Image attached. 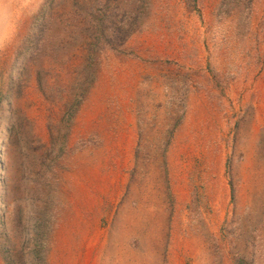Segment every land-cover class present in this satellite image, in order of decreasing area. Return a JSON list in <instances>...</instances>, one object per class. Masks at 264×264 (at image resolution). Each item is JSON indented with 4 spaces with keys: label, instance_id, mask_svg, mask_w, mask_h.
I'll use <instances>...</instances> for the list:
<instances>
[{
    "label": "rangeland",
    "instance_id": "1",
    "mask_svg": "<svg viewBox=\"0 0 264 264\" xmlns=\"http://www.w3.org/2000/svg\"><path fill=\"white\" fill-rule=\"evenodd\" d=\"M14 1L0 264H98L138 190L147 264H264V0Z\"/></svg>",
    "mask_w": 264,
    "mask_h": 264
},
{
    "label": "bare ground",
    "instance_id": "2",
    "mask_svg": "<svg viewBox=\"0 0 264 264\" xmlns=\"http://www.w3.org/2000/svg\"><path fill=\"white\" fill-rule=\"evenodd\" d=\"M10 13L7 15L6 19V25L10 19H14L18 14L17 4L14 0H0V12ZM119 190H121L119 188ZM137 196L140 197V209L138 212H133L132 214L129 213V215H124L122 217H118L117 221L114 225V233H111L110 229H106L101 232V236L99 239V245H98V252H97V262L98 264H136V261H139L141 264H147L149 260V253L142 254L139 253V255L130 252L128 249H124V244L128 243L130 241L131 236L136 233H145V225L144 221L141 220V214H143V211L145 210V203H146V193L144 190H138L135 191V194H132L134 198ZM135 195V196H134ZM137 198V197H136ZM207 199L211 200V196L209 195ZM220 205V204H219ZM131 214V216H130ZM208 223L206 215L203 217ZM150 220H154L150 218ZM141 221V224H140ZM209 224V223H208ZM116 226L119 228V231H115ZM162 236L161 240L163 241L166 237H168L167 227L168 223L164 222L162 224ZM110 228V227H109ZM177 230H180L178 227ZM155 229H151L149 235L152 232L151 237L154 236ZM173 234V233H172ZM174 236V235H173ZM197 241L202 244V238H197ZM163 244V243H162ZM160 259H162L161 256ZM182 264H184V261H182Z\"/></svg>",
    "mask_w": 264,
    "mask_h": 264
}]
</instances>
